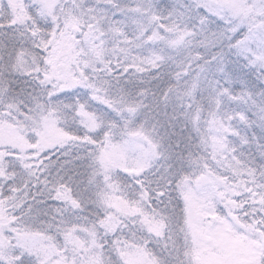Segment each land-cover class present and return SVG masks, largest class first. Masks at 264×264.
Here are the masks:
<instances>
[{
	"label": "snow or ice",
	"instance_id": "1",
	"mask_svg": "<svg viewBox=\"0 0 264 264\" xmlns=\"http://www.w3.org/2000/svg\"><path fill=\"white\" fill-rule=\"evenodd\" d=\"M0 264H264V0H0Z\"/></svg>",
	"mask_w": 264,
	"mask_h": 264
}]
</instances>
